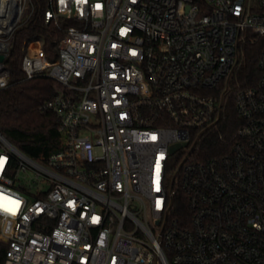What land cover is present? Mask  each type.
Listing matches in <instances>:
<instances>
[{"label": "built area", "instance_id": "obj_1", "mask_svg": "<svg viewBox=\"0 0 264 264\" xmlns=\"http://www.w3.org/2000/svg\"><path fill=\"white\" fill-rule=\"evenodd\" d=\"M47 5L72 24L56 59L32 40L22 68L55 84L40 109L59 145L34 159L0 131L5 264H264V0ZM33 9L0 0V90Z\"/></svg>", "mask_w": 264, "mask_h": 264}, {"label": "trees", "instance_id": "obj_2", "mask_svg": "<svg viewBox=\"0 0 264 264\" xmlns=\"http://www.w3.org/2000/svg\"><path fill=\"white\" fill-rule=\"evenodd\" d=\"M32 15L19 26L13 36L6 65L10 70V85L0 90V131L25 154L34 159L47 156L59 145L58 117L44 112L40 105L55 91L54 82L44 76L27 78L22 68V58L28 42L41 40L47 56L54 60L65 28L72 24L60 19L59 26L45 22L47 0H32ZM263 41L247 42L237 78L243 86H253L260 76L258 60ZM236 119L231 103L228 120ZM6 244L0 239V264H5Z\"/></svg>", "mask_w": 264, "mask_h": 264}, {"label": "water", "instance_id": "obj_3", "mask_svg": "<svg viewBox=\"0 0 264 264\" xmlns=\"http://www.w3.org/2000/svg\"><path fill=\"white\" fill-rule=\"evenodd\" d=\"M0 59L1 60L4 59V55L3 54L0 55Z\"/></svg>", "mask_w": 264, "mask_h": 264}]
</instances>
